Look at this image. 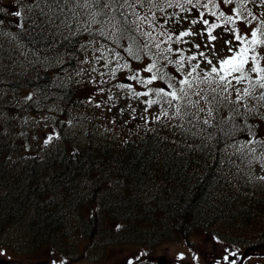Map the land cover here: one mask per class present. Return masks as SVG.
Wrapping results in <instances>:
<instances>
[{"label": "trees", "instance_id": "1", "mask_svg": "<svg viewBox=\"0 0 264 264\" xmlns=\"http://www.w3.org/2000/svg\"><path fill=\"white\" fill-rule=\"evenodd\" d=\"M33 3L26 0L19 7L17 0H0V6H7L0 12V245L22 253L52 248L70 261L93 248L101 252L110 242L153 249L198 231L233 249L264 244V182L257 179L264 173H254L230 152L232 144L249 139L247 133L226 135L231 124L215 126V120L208 128L202 123L206 113L198 114L199 123L195 118L191 123H145L140 117L149 113H133L122 100L127 96L112 87L126 73L106 85L95 83L107 71L103 60L97 63L96 49L114 47L96 34L99 25H91L92 33L84 30L86 17L72 12L75 0L67 5L61 0L63 14L53 23L29 11ZM13 11L25 19L12 16ZM229 38L214 42L217 52L227 54L224 39ZM195 40L201 42L198 36ZM36 56L47 65L35 66ZM98 87L111 88V93L97 94ZM29 89L56 95L64 113L61 125L56 117L59 139L49 146L34 147L18 120L33 106L19 107L13 97ZM228 116L225 107L216 119ZM74 117L88 122L81 140L65 132ZM10 157L19 161L17 169L6 164Z\"/></svg>", "mask_w": 264, "mask_h": 264}, {"label": "snow or ice", "instance_id": "2", "mask_svg": "<svg viewBox=\"0 0 264 264\" xmlns=\"http://www.w3.org/2000/svg\"><path fill=\"white\" fill-rule=\"evenodd\" d=\"M71 2L62 0L65 5ZM6 7L0 6V12ZM77 8L85 11L77 13ZM29 11L48 22H54L53 18L63 14L61 0H34ZM72 12L74 16L86 17L85 31L92 33L91 25H99L96 34L114 45L96 49L100 52V56L95 57L97 63L103 60L101 67L107 70L99 73L102 78L96 84H109L117 80L118 73H126L124 79L134 83L117 82L112 87L128 99L145 105L143 111L149 115L140 117L145 123L149 119L191 123L193 118L199 123L198 114L206 113L208 118L202 123L208 128L214 126V120L215 126L231 124L226 135L246 132L249 137L237 152L244 154L247 149L249 164L256 161L264 168V0H75ZM10 14L25 19L20 11ZM185 22L189 25L186 29L183 28ZM61 24L68 26L67 20ZM17 26L23 27V24ZM197 26H200L198 31ZM221 29L219 36L214 34ZM225 35L230 38L224 39L227 54L222 55L224 49L217 52L214 42ZM197 36L200 43H196ZM133 63L142 66L134 67ZM92 71L97 69L93 67ZM157 84L162 86H155ZM105 91L111 93V88H97V94ZM31 98V95L26 97ZM113 99L109 94L108 101ZM88 102L92 103L91 97ZM128 107L133 113L137 111L131 104ZM154 107L159 108L155 114L149 111ZM225 107L229 111L228 118L217 120ZM249 120L254 122L249 123ZM173 126L182 129L181 124ZM203 130L207 132V128ZM54 138L59 139V136L48 135L44 145ZM207 138L212 139L213 134L207 132ZM258 148L260 154L256 155ZM257 179L264 182V176ZM121 227L116 226L117 230ZM211 239L220 243L215 235ZM189 252L194 262L200 260L191 247ZM4 255L6 252L0 250V256ZM211 255L214 264H238V261L244 264L247 259L239 249L227 247ZM148 256V252L141 251L135 261L149 264L143 259ZM184 257V253H178L176 258L183 261ZM52 264L58 262L53 260ZM59 264L64 262L61 260ZM127 264H134L133 258H128Z\"/></svg>", "mask_w": 264, "mask_h": 264}, {"label": "rangeland", "instance_id": "3", "mask_svg": "<svg viewBox=\"0 0 264 264\" xmlns=\"http://www.w3.org/2000/svg\"><path fill=\"white\" fill-rule=\"evenodd\" d=\"M25 1L26 0H17V2L19 3V7L25 6L24 5ZM27 4H29V2ZM134 67H139V66H134ZM123 79H124V75L122 76V80ZM117 82H121V81L118 80ZM155 86H160V85L157 84ZM138 90H143V89L138 88ZM29 95H31L32 97L30 100V104L33 106L36 112L24 113L23 115H21L20 119L25 122L26 125L25 129L28 131L29 136L32 139L33 146L36 148L41 146L44 147L45 146L44 139L48 135H52L54 133V126H53L54 116L56 115L57 112L56 108L60 111V104L59 102L56 103L53 100L54 97L48 99V98H44V96L38 95L36 89L24 90L23 92L15 95L13 97V102L18 106H22L26 103L27 101L26 97H28ZM141 99H147V98L142 97ZM122 100H124L123 102L131 105H133L134 102L136 101L137 111H143L145 107L143 106L144 104L142 105V103H140L138 100H130L128 98H123ZM69 108L70 106H68V109ZM149 111L155 114L159 111V108L154 107ZM74 119L75 117L73 118L72 122L71 121L68 122V126L65 127L66 128L65 132L70 137H72L73 135L75 136L76 139L81 140L88 126V122L77 121L76 119L75 120ZM174 121L176 120L170 121V123ZM21 131L22 129L19 128L17 134H20ZM241 143L242 142L240 143L235 142L230 147V152H232V154H234L237 160H239L241 163L245 164L249 168H252L255 173H264L263 169L260 166H258L260 165L258 162L253 161L251 164H249L250 155L247 153V149H245L244 154L237 152V148L240 147ZM50 144L46 146H49ZM16 161H17L16 157H10L6 160V164L12 165L14 166L15 169H17L19 166V161L17 163ZM108 225L110 227L115 226L114 224L112 226L110 224ZM211 238L212 236L205 233L204 231H198L194 234L189 235L188 240L176 238L174 241L168 244L155 248L148 257L162 258L167 261H173L176 264H214V259L211 253L214 251L217 252L221 251L226 246L222 242L215 243L214 241H212ZM189 247H191L193 252H195L201 257L198 262H194L192 260V252H189ZM238 247H240L241 248L240 251L243 254H245L244 257H247V259H244V264H264V252L260 251L259 247H252V246L251 248H246V246L243 247L238 246ZM227 248L232 250L231 247H227ZM0 250H4L6 252V255L0 256V260H1L0 264H52L53 260H56L59 264V262L61 261L58 255L56 254L57 252L54 249L52 250L47 247L23 254L15 252L12 249L5 250L2 247H0ZM96 251L97 249L92 251L91 254L97 258ZM141 251H146V250L141 249L139 247H129V249L128 247H125L123 249L117 250L114 249V247H111L108 248L107 250L104 249L102 255L98 256L101 258L99 261L96 258H94L92 259V263L90 264H125L128 258H133L134 264H137L138 262L135 261V257L138 256ZM178 253L185 254L183 261L176 258ZM104 257L105 260L103 261ZM205 258H207V261ZM85 260L89 261L90 258H86ZM75 264H86V263L84 262V263H75Z\"/></svg>", "mask_w": 264, "mask_h": 264}, {"label": "bare ground", "instance_id": "4", "mask_svg": "<svg viewBox=\"0 0 264 264\" xmlns=\"http://www.w3.org/2000/svg\"><path fill=\"white\" fill-rule=\"evenodd\" d=\"M63 20V19H62ZM53 23V22H52ZM30 27V26H29ZM32 34V33H31ZM40 37V36H39ZM30 40V39H29ZM16 42V41H15ZM27 60V59H26ZM37 71V70H36ZM48 72V71H47ZM62 81V80H61ZM69 82V81H68ZM49 92V91H48ZM65 92V91H64ZM47 96V95H46ZM51 107V106H50ZM52 115V114H51ZM47 123V122H46ZM39 130H40V128H39ZM32 131V130H31ZM34 137V136H33ZM112 143V142H111ZM135 143V142H134ZM86 145V144H85ZM97 146V145H96ZM124 147V146H123ZM86 150V149H85ZM88 151V150H87ZM115 151V150H114ZM84 153V152H83ZM92 154V153H91ZM88 155V154H87ZM104 155V154H103ZM103 162V161H102ZM43 167V166H42ZM51 169V168H50ZM38 170V169H37ZM65 170V169H64ZM51 171H52V169H51ZM70 171V170H69ZM138 172V171H137ZM91 173V172H90ZM126 173V172H125ZM43 174V173H42ZM72 174V173H71ZM137 174V173H136ZM59 176V175H58ZM57 176V177H58ZM64 176V175H63ZM131 176V175H130ZM172 176V175H171ZM144 177H145V175H144ZM43 178H45V177H43ZM60 178H62V177H60ZM60 182V181H59ZM61 186V185H60ZM78 186V185H77ZM65 189V188H64ZM154 189V188H153ZM56 190V189H55ZM54 190V191H55ZM102 190V189H101ZM82 191V190H81ZM84 191V190H83ZM158 191V190H157ZM44 192V191H43ZM29 193H31V192H29ZM199 195V194H198ZM106 196V195H105ZM31 198V197H30ZM74 200V199H73ZM34 201V200H33ZM60 201V200H59ZM32 203V202H31ZM42 204V203H41ZM79 204V203H78ZM11 208V207H10ZM21 208V207H20ZM16 209V208H15ZM39 210V209H38ZM42 212V211H41ZM41 214V213H40ZM160 214V213H159ZM46 215V214H45ZM59 218V217H58ZM51 219V218H50ZM57 223V222H56ZM56 226V225H55ZM39 228V227H38Z\"/></svg>", "mask_w": 264, "mask_h": 264}]
</instances>
